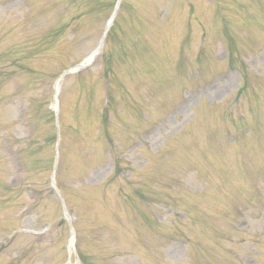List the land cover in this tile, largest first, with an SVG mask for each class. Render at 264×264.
Returning a JSON list of instances; mask_svg holds the SVG:
<instances>
[{
    "label": "rangeland",
    "instance_id": "1",
    "mask_svg": "<svg viewBox=\"0 0 264 264\" xmlns=\"http://www.w3.org/2000/svg\"><path fill=\"white\" fill-rule=\"evenodd\" d=\"M22 1L17 9H0V130L16 140L9 146L5 143L7 148L0 142V245L8 239L5 231L15 226L37 229L52 220V228L38 239L39 243L19 236L10 248H0V264H157L161 254L152 255L148 245L157 240L160 243V235L169 230L158 221L155 224L143 217L136 206L140 199L130 192L133 186H140L148 193L149 198L142 200L146 206H141L146 211L154 209L150 213L157 219H164L160 216L177 202L183 208L184 204L193 202L223 218L212 220L215 228L228 227L223 214L232 215L233 211L228 208L232 199L226 190L242 197V192L250 189L243 173L234 170L232 165L235 166L237 160L239 166L250 165L254 176H264V157H257L254 151L251 164L247 158L249 160L252 154L239 162V149L233 151L224 147L226 156L215 157L209 147L206 148V141L194 140L191 118L196 100L202 97L204 104L196 109L194 126L210 124L214 129L220 122L222 108L216 104L205 105L222 100L236 88L238 77L233 70L212 82L206 80L208 75L227 67V57L218 62L211 59L225 56V43L215 45L214 38L227 33L214 18L211 0H123L113 34L106 35L104 54L87 69L65 75L60 86L56 182L69 207L68 217L77 229L76 249L71 258L65 259L63 247L68 229L59 211L60 199L50 190L48 182L54 150L52 136L56 129L51 116L43 111V104L51 98L61 71L79 62L95 46L115 0ZM222 1L227 29L234 32L240 58L231 62L235 67L247 68L250 85L259 91L258 97L246 98L244 106H248V102L263 106L264 74L258 75L256 71L264 64V50L259 49L264 44V15L261 17L264 0ZM222 1L214 0L220 11ZM188 20L192 24L191 35L188 28L183 27ZM202 30L207 32L206 42L213 45L209 48L211 54H205L210 57L203 55L199 63L203 87L192 92V88L185 89L191 83L186 81V70L192 71L190 60L196 49L195 43L191 48V43L196 42ZM31 38L34 47L27 49ZM178 50L182 51L180 58L184 60L180 66H177ZM107 72L111 93L105 106ZM13 92L18 94L19 104L10 96L3 105L4 99ZM131 107H137L136 112L151 109L153 121H163L145 131L147 123L144 125V119ZM168 109L171 112L164 116ZM181 126L186 128L180 129ZM133 131H142L139 136L142 149L145 155H150L149 163L142 167L144 160L139 155L137 159L131 157L134 152L114 151L118 141L127 145ZM169 136L173 138L168 140L164 151L149 154L147 149L152 151ZM198 137L203 138L199 133ZM188 143L192 146L188 147ZM15 148L20 152L19 171L13 161ZM165 152L173 155H164ZM115 160L131 168L138 166L134 167L136 170L128 177L129 181L126 171L119 175L114 173ZM187 161L194 170L185 174L182 187L198 191L202 174L197 175L198 165L208 162L211 169L206 176L208 184L213 185L212 190L198 196L177 191V187L170 191L160 184L169 182L170 171L185 166ZM227 162L232 165L226 167ZM130 178L140 184L132 183ZM32 190L37 194L31 199ZM127 200L133 204L131 209ZM242 203L245 204L243 198ZM137 216L141 219L137 220ZM235 217H243L241 224L247 229L264 231V212L258 216ZM139 222H142L144 237L139 234ZM167 237L170 241L178 240V232ZM173 246L164 254L169 261L180 259L185 252L182 243L174 242ZM63 260L66 261L63 263Z\"/></svg>",
    "mask_w": 264,
    "mask_h": 264
},
{
    "label": "bare ground",
    "instance_id": "2",
    "mask_svg": "<svg viewBox=\"0 0 264 264\" xmlns=\"http://www.w3.org/2000/svg\"><path fill=\"white\" fill-rule=\"evenodd\" d=\"M100 42H101V41H100ZM97 48H98V46H97ZM97 48L95 49V51L97 50ZM73 243H74V236L71 235V236H70V239H69V250H70V251H71V249H72Z\"/></svg>",
    "mask_w": 264,
    "mask_h": 264
}]
</instances>
